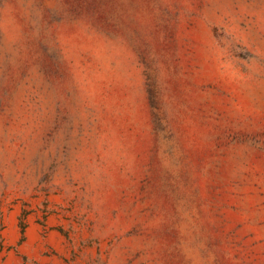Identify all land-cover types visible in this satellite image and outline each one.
Wrapping results in <instances>:
<instances>
[{"label": "rangeland", "instance_id": "374dc122", "mask_svg": "<svg viewBox=\"0 0 264 264\" xmlns=\"http://www.w3.org/2000/svg\"><path fill=\"white\" fill-rule=\"evenodd\" d=\"M0 264H264V0H0Z\"/></svg>", "mask_w": 264, "mask_h": 264}, {"label": "trees", "instance_id": "16d2710c", "mask_svg": "<svg viewBox=\"0 0 264 264\" xmlns=\"http://www.w3.org/2000/svg\"><path fill=\"white\" fill-rule=\"evenodd\" d=\"M22 226V225H21Z\"/></svg>", "mask_w": 264, "mask_h": 264}]
</instances>
